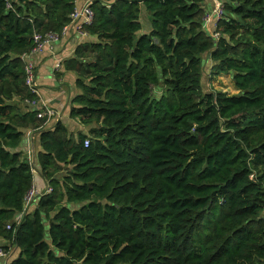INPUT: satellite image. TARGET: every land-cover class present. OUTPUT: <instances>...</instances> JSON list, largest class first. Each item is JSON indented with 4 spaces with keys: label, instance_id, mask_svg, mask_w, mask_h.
<instances>
[{
    "label": "trees",
    "instance_id": "trees-1",
    "mask_svg": "<svg viewBox=\"0 0 264 264\" xmlns=\"http://www.w3.org/2000/svg\"><path fill=\"white\" fill-rule=\"evenodd\" d=\"M205 4L91 0L82 29L94 38L63 60L78 88L69 116L92 125L73 138L18 101L38 97L24 81L33 32L60 34L75 0H0L10 264H264V0H222L215 32L203 26ZM205 54L236 92L202 89ZM27 127L39 132L51 189L16 222L33 180L15 149Z\"/></svg>",
    "mask_w": 264,
    "mask_h": 264
},
{
    "label": "crops",
    "instance_id": "crops-1",
    "mask_svg": "<svg viewBox=\"0 0 264 264\" xmlns=\"http://www.w3.org/2000/svg\"><path fill=\"white\" fill-rule=\"evenodd\" d=\"M85 1L86 0H75V5H81ZM207 9H210V7ZM141 12L145 19L146 11L142 8ZM205 25L204 28L210 30L209 21H207ZM77 26L78 20L67 25L64 32L59 36V39L54 43L52 52H33L25 56V59H30L35 64V82L39 101L41 100V102L43 101L46 105L53 108L57 115L56 120H61L66 127H68L67 123L75 122V125H79L77 123L78 118L76 119L75 117L69 116L71 98L78 91V88L75 84V73L72 70L64 69L63 60L73 55L75 46L78 43L94 38V36L87 33H80ZM55 59H60L61 61L59 68L54 66ZM20 104H22L23 109L26 108L27 103L18 101L19 106ZM78 127L80 128V126ZM23 130L24 134L15 149L22 151V153L29 157L31 155V151L29 150L33 147L38 162L37 153L41 150L38 135L39 132L37 128L34 127H27ZM37 143L38 146L35 148ZM27 151L28 153L26 154ZM32 184H34L38 190L46 188L44 178L39 172L35 173V177L33 176ZM34 205L35 204L32 205L31 209ZM20 213L21 212L17 213L16 217H18ZM0 245H8V249L5 251L6 254L3 257H0V264H10L12 258L15 256L12 255V251L16 249V246L11 244L8 239L1 236Z\"/></svg>",
    "mask_w": 264,
    "mask_h": 264
},
{
    "label": "built area",
    "instance_id": "built-area-1",
    "mask_svg": "<svg viewBox=\"0 0 264 264\" xmlns=\"http://www.w3.org/2000/svg\"><path fill=\"white\" fill-rule=\"evenodd\" d=\"M90 2L91 0H86L81 5H75L73 11L70 13V21L64 25L63 30L60 34L53 32V31H48L43 34L38 31L33 32V39H34L35 44L28 53L23 54V58L25 61L24 62V81H25V84L37 94V96H38V91H37L36 82H35L36 81L35 64L30 59H25V56L33 52H39V53L52 52L54 43L59 39V36L64 32L67 25L71 22L78 20L77 29L79 30L80 33L86 34V31L82 29V24L90 22L93 16V10L90 7ZM222 14H223L222 6L216 5L214 6L211 12L206 13L205 18L217 20ZM214 34L216 35L217 33H214ZM60 63H61L60 59H55L54 66L56 68H59ZM25 102L27 103L25 109L35 108L37 110V116L45 117L44 122H43L44 125L51 122V120H52V123L55 122L57 115L54 109L46 105L43 101L42 102L41 100L39 101V97H37V99H32V100L25 99ZM84 143L87 144L88 139H85ZM50 189L51 188L47 186L44 192H48L50 191ZM42 193L43 192L39 191L38 188H36L34 184L31 185V188L24 195L23 208H22L20 215L15 218L16 222H18V219L21 217L22 213H25L31 210L32 205L36 204L38 197ZM7 227H9V224H7ZM5 254L6 252L4 248L0 246V257H3Z\"/></svg>",
    "mask_w": 264,
    "mask_h": 264
},
{
    "label": "rangeland",
    "instance_id": "rangeland-1",
    "mask_svg": "<svg viewBox=\"0 0 264 264\" xmlns=\"http://www.w3.org/2000/svg\"><path fill=\"white\" fill-rule=\"evenodd\" d=\"M205 5L207 6L206 8L210 7V9H207V11H205V14H204V17H203V26H206L205 25L206 22L209 21V24H210L209 32H215V28H216L215 22H216V20L206 19L205 15H206L207 12H211L213 10L214 6H216V5L222 6L223 5L222 4V0H206V4ZM203 60L204 61L202 63V67H201V69H202V72H201V83H202V89L203 90H209V89L217 90V89H220V90H226L229 93H233V92L237 91V89H236V87H235V85H234L233 81L231 80L230 75L228 73H225V72H220L218 74L211 73L210 72V68H211V65H212L213 61L210 59L209 56H206V54L203 55ZM20 107H21V109H23L22 108V104H20ZM75 118L77 119V117H75ZM77 120H78L77 123L79 125H75L76 124L75 122L74 123H67L68 127H66L68 132L70 133V135L73 138L76 136L78 131L88 132L89 127L92 126L91 124L81 123L79 119H77ZM53 122H54V120H53ZM49 123H50V125L54 124V123H52V120ZM78 126H80V128ZM37 146H38V143L35 145V148ZM29 151H31V155L29 157H27V158H28L29 162L31 163L32 173H33V176L35 177V173L39 172L41 174V170H40V166H39V164H38V162L36 160V157H35L36 154H35V150H33V147H31V149ZM27 153H28V151L26 152V154ZM22 155L24 156V153H22ZM60 171L64 172L65 170L63 168ZM57 176L60 178V173H57ZM44 181H45L46 187L49 186L48 181L45 180V179H44ZM44 190L45 189H42V190H39V191L44 192ZM17 252H18V247H16V249L14 251H12V255H16ZM75 264H84V263L76 262Z\"/></svg>",
    "mask_w": 264,
    "mask_h": 264
}]
</instances>
